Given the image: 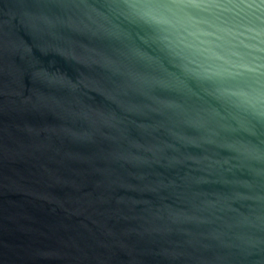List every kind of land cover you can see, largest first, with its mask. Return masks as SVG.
Returning a JSON list of instances; mask_svg holds the SVG:
<instances>
[{
	"label": "water",
	"instance_id": "1",
	"mask_svg": "<svg viewBox=\"0 0 264 264\" xmlns=\"http://www.w3.org/2000/svg\"><path fill=\"white\" fill-rule=\"evenodd\" d=\"M0 264H264V0H0Z\"/></svg>",
	"mask_w": 264,
	"mask_h": 264
}]
</instances>
